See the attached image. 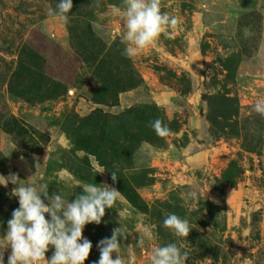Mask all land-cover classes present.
Here are the masks:
<instances>
[{"label": "rangeland", "instance_id": "rangeland-1", "mask_svg": "<svg viewBox=\"0 0 264 264\" xmlns=\"http://www.w3.org/2000/svg\"><path fill=\"white\" fill-rule=\"evenodd\" d=\"M58 2L0 0V174L33 176L69 201L83 194L80 182L121 192L123 217L106 209L99 225L85 226L93 244L85 264L99 260V242L120 221L131 232L121 248L134 249L136 264L171 242L189 251L186 264H264V117L253 107L264 100V73L247 77L241 68L264 41V0H162L177 30L134 59L121 54L124 21L113 12L121 0H99V8L73 0L68 24L46 15ZM198 49L205 65L183 60ZM151 88L173 89V103L123 104L125 94ZM157 118L171 130L166 140L150 126ZM94 163L106 171L97 174ZM15 187L0 185V240L19 207ZM169 213L189 220L187 239L163 227ZM145 229L152 239L137 247Z\"/></svg>", "mask_w": 264, "mask_h": 264}, {"label": "clouds", "instance_id": "clouds-1", "mask_svg": "<svg viewBox=\"0 0 264 264\" xmlns=\"http://www.w3.org/2000/svg\"><path fill=\"white\" fill-rule=\"evenodd\" d=\"M95 6L99 8V0ZM163 7L162 0H121L120 6L113 9L124 21V30L117 33L120 43L124 45L123 56L134 59L152 48L161 36L169 37L177 30L178 18L163 11ZM72 8L73 0H59L55 8L46 9V15L58 17L68 24ZM93 28L98 38L107 43L108 33L100 24L94 23ZM48 35L55 39L54 32ZM253 107L257 114L264 117V100H258ZM150 126L162 139L166 140L171 135L170 128L159 118L152 121ZM36 167L39 171L38 163ZM93 171L103 174L106 168L94 163ZM32 177L26 179L29 182L25 183L18 174L8 177L0 174V185L7 187L10 182L15 184L11 195L19 198V207L13 210L12 218L7 221V231L0 240V264H5L4 253L8 248L11 253L7 264H85L93 247L92 242L83 235L85 226L90 223L99 225L106 215V209H116L119 217H123L124 212L117 207L118 202H123L121 192L106 183L80 182L75 187H82L83 194L77 193L75 199L69 201L62 191L50 195L49 185L37 184ZM112 179H118L114 171ZM187 196L192 201L200 198L196 190L189 191ZM46 214L50 215V219L46 218ZM120 224L110 238L99 242L100 258L94 264H136L134 249L131 246L126 250L121 248V238L127 240L131 232L121 221ZM163 227L174 237L182 239H187L193 229L188 219L175 213L165 215ZM146 238L149 241L152 239L147 229L140 232L136 246L143 248ZM50 249H54V252L49 258L46 254ZM189 256L183 244L171 242L153 247L149 264H186Z\"/></svg>", "mask_w": 264, "mask_h": 264}, {"label": "crops", "instance_id": "crops-1", "mask_svg": "<svg viewBox=\"0 0 264 264\" xmlns=\"http://www.w3.org/2000/svg\"><path fill=\"white\" fill-rule=\"evenodd\" d=\"M240 4V3H239ZM225 22L215 23L216 28L222 33H227V29H223ZM183 60L186 61V63L191 62L193 63V66H202L205 65V62L207 60V57L200 53L199 49L198 52L194 53L193 55H187L186 58ZM241 68L242 69V75L243 76H253V78H257L261 74L264 73V41L261 43V46L259 47V53L255 56H245L243 61H241ZM262 69V70H261ZM262 78V77H259ZM145 89H139L135 91L134 93L130 94L127 93L123 96V104H132L135 101H138L139 99H150L154 100L156 102H161L164 105H168L169 103L172 104L175 96V91L173 89H167L165 91H159L156 88H151L150 90H147L145 93ZM180 135V134H177ZM192 145H189V147L184 151L185 154L191 153ZM170 184L172 185V181H170Z\"/></svg>", "mask_w": 264, "mask_h": 264}]
</instances>
